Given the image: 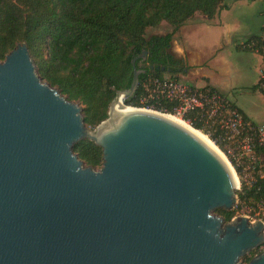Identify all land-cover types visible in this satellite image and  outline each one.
I'll list each match as a JSON object with an SVG mask.
<instances>
[{"label":"water","instance_id":"1","mask_svg":"<svg viewBox=\"0 0 264 264\" xmlns=\"http://www.w3.org/2000/svg\"><path fill=\"white\" fill-rule=\"evenodd\" d=\"M146 58L94 129L24 43L0 62V264H240L264 245L263 221L214 215L237 203L226 162L166 114L123 104ZM81 140L102 149L100 169L73 153Z\"/></svg>","mask_w":264,"mask_h":264},{"label":"trees","instance_id":"2","mask_svg":"<svg viewBox=\"0 0 264 264\" xmlns=\"http://www.w3.org/2000/svg\"><path fill=\"white\" fill-rule=\"evenodd\" d=\"M224 9L225 0H0V62L24 43L38 76L76 102L84 124L94 129L106 120L115 93L130 87L134 58L147 52L145 62H135L144 71L137 90L123 104L147 108L141 102L145 81L170 78L180 82L179 75L188 69L170 53L173 35L196 14L210 21ZM162 22L171 27L169 33L145 36L147 29ZM252 90H258V83ZM175 106L163 103L155 109L172 115ZM192 127L201 130L200 124ZM73 153L88 167H102V149L89 140L77 142ZM237 197L253 206L264 198V185L259 191L237 192ZM239 208L238 204L232 210L215 212L227 223Z\"/></svg>","mask_w":264,"mask_h":264},{"label":"built area","instance_id":"3","mask_svg":"<svg viewBox=\"0 0 264 264\" xmlns=\"http://www.w3.org/2000/svg\"><path fill=\"white\" fill-rule=\"evenodd\" d=\"M261 59L258 91L264 97V38L248 40L241 44ZM145 96L141 102L149 111L163 103L175 104L174 116L192 127L200 124L201 132L212 141L226 158L235 177L236 190L244 194L264 185V125H258L238 110L220 92L210 88H195L170 78H151L143 83ZM163 114V113H162ZM245 202H239V205ZM249 222H264V198L253 206Z\"/></svg>","mask_w":264,"mask_h":264},{"label":"crops","instance_id":"4","mask_svg":"<svg viewBox=\"0 0 264 264\" xmlns=\"http://www.w3.org/2000/svg\"><path fill=\"white\" fill-rule=\"evenodd\" d=\"M254 2L255 0H250V4ZM233 10L227 6L225 11L222 10L210 21L196 14L173 35L172 43L174 42L175 45L174 55L176 54L174 58L182 61L188 68L184 75H179L180 82L182 81V83L195 88L210 87L223 95L224 92H229L233 89L232 86L236 85V82L240 79L239 72H234L235 69L228 67V65H217L214 67L212 66V62L221 52L225 53L223 60L226 61V52H228L230 47H234L239 51L249 52L242 50L240 48L241 44L254 38H264V24L260 25L257 32L249 28L239 31V20L231 19L229 22L226 21L229 15L233 13ZM259 14H264V11L261 10ZM201 32L205 34V47H203L204 51L202 52L199 51L202 46L197 44L195 42L196 38H194L195 34L199 35ZM170 53L173 55L171 50ZM233 72L232 79L230 76ZM233 80H235L234 85ZM232 103L246 118L256 123L241 108L237 107L234 102Z\"/></svg>","mask_w":264,"mask_h":264},{"label":"rangeland","instance_id":"5","mask_svg":"<svg viewBox=\"0 0 264 264\" xmlns=\"http://www.w3.org/2000/svg\"><path fill=\"white\" fill-rule=\"evenodd\" d=\"M225 4L228 8L234 9L233 13L229 15L226 19L229 22L231 19H237L240 21L239 31L247 30L248 28L252 31H258L261 24H264V14L260 15L259 12L264 11V0H255L254 3L250 4V0H225ZM225 11V9H224ZM199 20V19H196ZM171 31V27L162 22L156 28H149L146 30L145 36L147 38L151 36H163ZM223 32H225L223 30ZM195 34L194 38H196L195 42L201 45L199 51H204L203 47H205V34L201 32V34ZM194 42V43H195ZM171 52L173 56L175 53V45L174 42H171ZM225 53L217 55L212 62V66L217 65H228V67H232L235 69L234 72L240 73V79L236 82L235 86H232V90L229 92H224V96L228 98V100L234 102L237 107L241 108L247 116H249L256 124H264V97L258 90H252V87L258 83L259 80V71L261 69V59L258 55L249 52L239 51L234 47H230L228 52H226V61L223 60V56ZM186 66V64H184ZM230 76L233 79V74ZM182 82V81H181ZM235 80H233V85ZM193 84V83H192ZM200 85V84H199ZM82 115V114H81ZM191 127V126H190ZM193 128V127H192ZM194 129V128H193ZM195 130V129H194ZM198 131V130H196ZM202 135L206 137L204 132H200ZM208 140L212 143V141L208 138ZM216 147V146H215ZM217 148V147H216ZM218 149V148H217ZM219 150V149H218ZM84 163V162H83ZM85 165V164H84ZM86 166V165H85ZM98 170V169H95ZM236 198L237 203L234 205L236 207L239 204V200ZM239 210L235 213L234 217L239 216H247L253 217V209L250 205H246L241 203ZM214 215L218 216L216 212ZM220 217V216H218ZM249 220V221H251ZM262 250H264V245L259 248L253 249L250 252L246 253L243 257L239 259L240 264H246L244 262L245 259H250L259 254Z\"/></svg>","mask_w":264,"mask_h":264},{"label":"bare ground","instance_id":"6","mask_svg":"<svg viewBox=\"0 0 264 264\" xmlns=\"http://www.w3.org/2000/svg\"><path fill=\"white\" fill-rule=\"evenodd\" d=\"M131 108V107H129ZM166 116L176 122L177 124L181 125L182 127H184L185 129H187L188 131H190L193 135H195L198 139H200L202 142H204L206 145H208L212 150H214L225 162L226 164L228 165V167L230 168L231 172H232V175L234 177V180L236 182V185H237V178L235 177V174L233 173L231 167L229 166V164L227 163L226 161V158L224 157V155L215 147V145L213 143H211L209 140H208V137L202 135L200 132L201 131H196L194 130L192 127H190L188 124H186L185 122H183L182 120H180L179 118H177L176 116L174 115H168L166 114Z\"/></svg>","mask_w":264,"mask_h":264}]
</instances>
